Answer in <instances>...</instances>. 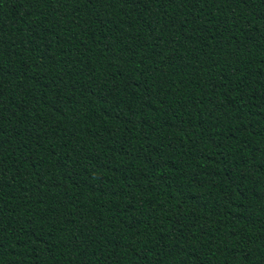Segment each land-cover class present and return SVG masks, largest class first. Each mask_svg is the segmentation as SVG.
<instances>
[{"label":"trees","instance_id":"1","mask_svg":"<svg viewBox=\"0 0 264 264\" xmlns=\"http://www.w3.org/2000/svg\"><path fill=\"white\" fill-rule=\"evenodd\" d=\"M0 264H264V0H0Z\"/></svg>","mask_w":264,"mask_h":264}]
</instances>
